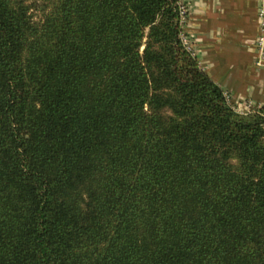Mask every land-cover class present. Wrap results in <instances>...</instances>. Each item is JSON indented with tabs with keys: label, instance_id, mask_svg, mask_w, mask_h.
I'll return each mask as SVG.
<instances>
[{
	"label": "trees",
	"instance_id": "obj_1",
	"mask_svg": "<svg viewBox=\"0 0 264 264\" xmlns=\"http://www.w3.org/2000/svg\"><path fill=\"white\" fill-rule=\"evenodd\" d=\"M182 32L178 0H0V264H264V104Z\"/></svg>",
	"mask_w": 264,
	"mask_h": 264
},
{
	"label": "crops",
	"instance_id": "obj_2",
	"mask_svg": "<svg viewBox=\"0 0 264 264\" xmlns=\"http://www.w3.org/2000/svg\"><path fill=\"white\" fill-rule=\"evenodd\" d=\"M183 25L201 66L240 112L264 104V57L257 38L264 0H187Z\"/></svg>",
	"mask_w": 264,
	"mask_h": 264
},
{
	"label": "built area",
	"instance_id": "obj_3",
	"mask_svg": "<svg viewBox=\"0 0 264 264\" xmlns=\"http://www.w3.org/2000/svg\"><path fill=\"white\" fill-rule=\"evenodd\" d=\"M179 3V10H180V14H181V21L184 25L187 17H188V13H189V7H188V3L187 0H178ZM260 17H261V30L259 33V36L257 38V47L259 49V53L261 58L264 57V6H262V8L260 9ZM181 37L183 42L186 44V46L193 50L192 45H191V40L188 37V35L185 33L184 29L183 32L181 33Z\"/></svg>",
	"mask_w": 264,
	"mask_h": 264
},
{
	"label": "rangeland",
	"instance_id": "obj_4",
	"mask_svg": "<svg viewBox=\"0 0 264 264\" xmlns=\"http://www.w3.org/2000/svg\"><path fill=\"white\" fill-rule=\"evenodd\" d=\"M249 112V111H248ZM243 113V112H242ZM245 113H247V112H245Z\"/></svg>",
	"mask_w": 264,
	"mask_h": 264
}]
</instances>
